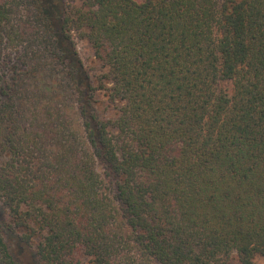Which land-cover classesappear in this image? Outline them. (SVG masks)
<instances>
[{"label": "trees", "instance_id": "1", "mask_svg": "<svg viewBox=\"0 0 264 264\" xmlns=\"http://www.w3.org/2000/svg\"><path fill=\"white\" fill-rule=\"evenodd\" d=\"M0 154V264H257L264 0H0Z\"/></svg>", "mask_w": 264, "mask_h": 264}, {"label": "rangeland", "instance_id": "2", "mask_svg": "<svg viewBox=\"0 0 264 264\" xmlns=\"http://www.w3.org/2000/svg\"><path fill=\"white\" fill-rule=\"evenodd\" d=\"M76 44H77L78 53H79V55H80V57H81L84 65H85V67L88 68L91 71L98 72L99 69H98L96 60L94 59V57L92 55V52H91V49L89 48L87 42H85L83 40H79V39L76 38ZM99 103H101L99 110H100V112L103 115L113 116V114H114V112H113V106L106 101V97L103 96V94H101V96H100ZM3 158H4V156H2L0 154V161ZM12 242L13 243L11 244V246H13L12 247L13 252L15 254H17V256H18V253H19V258H21L23 260L27 259V256H28L27 251L26 250H23V252H21L22 250L21 249H18V246L14 243V241H12ZM255 262L257 264H264V257H262V256H256L255 257Z\"/></svg>", "mask_w": 264, "mask_h": 264}]
</instances>
